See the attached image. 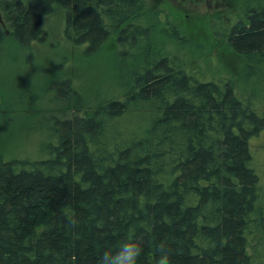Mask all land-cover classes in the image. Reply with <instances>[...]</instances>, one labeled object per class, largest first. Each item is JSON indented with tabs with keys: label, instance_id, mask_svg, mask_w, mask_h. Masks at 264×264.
Masks as SVG:
<instances>
[{
	"label": "trees",
	"instance_id": "16d2710c",
	"mask_svg": "<svg viewBox=\"0 0 264 264\" xmlns=\"http://www.w3.org/2000/svg\"><path fill=\"white\" fill-rule=\"evenodd\" d=\"M56 10L86 56L113 38L118 61L134 67L127 92L95 106L62 79L47 157L0 159V264H99L127 241L142 247L137 264L164 252L171 264H258L250 142L264 107L239 98L232 80H198L179 55L154 52L164 29L142 0H0V34L44 41ZM220 42L264 64V0L244 2Z\"/></svg>",
	"mask_w": 264,
	"mask_h": 264
},
{
	"label": "rangeland",
	"instance_id": "374dc122",
	"mask_svg": "<svg viewBox=\"0 0 264 264\" xmlns=\"http://www.w3.org/2000/svg\"><path fill=\"white\" fill-rule=\"evenodd\" d=\"M142 1L144 10L157 15L160 31L164 29V33L155 30L151 44L154 52L179 55L187 71L198 80L230 79L239 98L250 100L260 109L264 107V64L256 65L252 59L243 58L220 42L239 16L244 2L251 5L257 0ZM64 17V12L58 10L48 15L44 22L45 40L30 45H20L8 33L0 34L2 161L47 157L49 127L55 114L49 110V104L53 96L60 95L58 87L62 79L72 78L86 106H95L108 97L119 98L127 92L126 71L134 66L127 58L125 62L118 61L115 40L111 38L99 52L86 56L85 45L65 40ZM173 28H178V35L186 41H176L177 37L168 34ZM120 67L126 68L125 71L120 72ZM250 143L252 166L262 189L257 211L252 216L251 242L258 251L255 260L264 264V128Z\"/></svg>",
	"mask_w": 264,
	"mask_h": 264
},
{
	"label": "clouds",
	"instance_id": "9594fccd",
	"mask_svg": "<svg viewBox=\"0 0 264 264\" xmlns=\"http://www.w3.org/2000/svg\"><path fill=\"white\" fill-rule=\"evenodd\" d=\"M141 252L142 247L137 242H122L115 254L110 250L101 252L99 264H137ZM157 264H171L170 254L167 252L162 253L157 260Z\"/></svg>",
	"mask_w": 264,
	"mask_h": 264
},
{
	"label": "flooded vegetation",
	"instance_id": "af4514ba",
	"mask_svg": "<svg viewBox=\"0 0 264 264\" xmlns=\"http://www.w3.org/2000/svg\"><path fill=\"white\" fill-rule=\"evenodd\" d=\"M263 128H264V127H263ZM260 132H261V131H260ZM260 132H259V133H260ZM259 133H258V134H259Z\"/></svg>",
	"mask_w": 264,
	"mask_h": 264
}]
</instances>
